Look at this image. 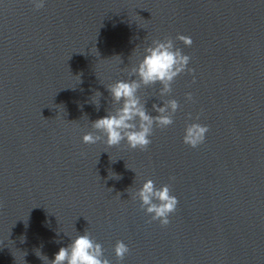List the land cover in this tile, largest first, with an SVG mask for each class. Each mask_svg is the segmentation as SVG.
Masks as SVG:
<instances>
[{
    "label": "water",
    "instance_id": "water-1",
    "mask_svg": "<svg viewBox=\"0 0 264 264\" xmlns=\"http://www.w3.org/2000/svg\"><path fill=\"white\" fill-rule=\"evenodd\" d=\"M165 37L194 72L138 95L153 116L176 99L173 125L147 151L84 143L119 107L107 86ZM149 179L179 200L166 227L133 199ZM85 231L111 264H264V0H0V264H49Z\"/></svg>",
    "mask_w": 264,
    "mask_h": 264
},
{
    "label": "clouds",
    "instance_id": "clouds-1",
    "mask_svg": "<svg viewBox=\"0 0 264 264\" xmlns=\"http://www.w3.org/2000/svg\"><path fill=\"white\" fill-rule=\"evenodd\" d=\"M31 2L35 10L44 7V0H31ZM176 39L186 47H191L193 43L190 36L177 35ZM144 52L145 55L138 65L128 71V76L136 77L135 79L119 80L107 86L113 105L119 107H114V110L108 111L105 116L91 122L93 131L83 135L84 143L95 144L103 140L108 147H114L126 142L130 149L147 151L152 143L150 137L154 128L165 129L173 125L174 115L181 107L176 99L164 100L163 106L154 103L152 110L157 114L153 116L148 112L146 102L141 101L138 92L141 88L160 84L159 96L163 98L170 95L172 84L178 76L185 72L188 74L194 72V69L188 67L191 57L175 47L170 37H165L163 40L154 39ZM96 95L100 97L101 94L96 92ZM186 100H193L192 93H186ZM95 104L99 110V101ZM195 119L198 121L199 115ZM208 132L209 128L205 124L188 123L184 130L183 143L190 148H198L205 142ZM174 179L170 177V180ZM137 198L141 202V209L151 217L149 222L159 221L162 227L170 224V216L177 211L179 204L178 198L171 193L169 184L157 188L151 179L144 182L133 194V199ZM129 252L128 245L123 241L116 242L114 253L117 260L122 261ZM38 256L48 260L46 256L40 254ZM49 264H111V261L104 258L102 245L85 231L68 246L61 247Z\"/></svg>",
    "mask_w": 264,
    "mask_h": 264
}]
</instances>
